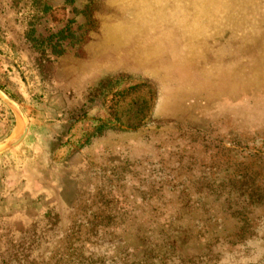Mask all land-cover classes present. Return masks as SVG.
I'll return each instance as SVG.
<instances>
[{"label": "rangeland", "instance_id": "obj_1", "mask_svg": "<svg viewBox=\"0 0 264 264\" xmlns=\"http://www.w3.org/2000/svg\"><path fill=\"white\" fill-rule=\"evenodd\" d=\"M0 89V264H264V0H0Z\"/></svg>", "mask_w": 264, "mask_h": 264}, {"label": "water", "instance_id": "obj_2", "mask_svg": "<svg viewBox=\"0 0 264 264\" xmlns=\"http://www.w3.org/2000/svg\"><path fill=\"white\" fill-rule=\"evenodd\" d=\"M0 101L3 102L5 105H7L12 110H14L22 122L21 132L19 133V135L14 140H12L9 143H6L0 149V155H1V154L6 153L7 151H9L10 149L16 147L24 139V137L26 136V133H27V129H28V121H27V118L24 115L23 111L18 106V104L13 99H11L5 92H3L1 89H0Z\"/></svg>", "mask_w": 264, "mask_h": 264}, {"label": "trees", "instance_id": "obj_3", "mask_svg": "<svg viewBox=\"0 0 264 264\" xmlns=\"http://www.w3.org/2000/svg\"><path fill=\"white\" fill-rule=\"evenodd\" d=\"M248 203L250 205H260L264 204V194L260 195L258 193H253L252 196L248 197Z\"/></svg>", "mask_w": 264, "mask_h": 264}, {"label": "bare ground", "instance_id": "obj_4", "mask_svg": "<svg viewBox=\"0 0 264 264\" xmlns=\"http://www.w3.org/2000/svg\"><path fill=\"white\" fill-rule=\"evenodd\" d=\"M18 134H19V132L17 133V135H18ZM17 135H16V136H17ZM16 136H15L14 138H16Z\"/></svg>", "mask_w": 264, "mask_h": 264}]
</instances>
